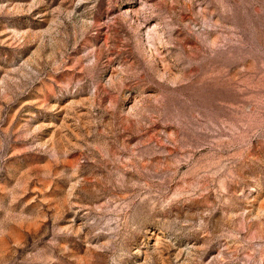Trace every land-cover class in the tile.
<instances>
[{"label": "rangeland", "instance_id": "obj_1", "mask_svg": "<svg viewBox=\"0 0 264 264\" xmlns=\"http://www.w3.org/2000/svg\"><path fill=\"white\" fill-rule=\"evenodd\" d=\"M0 264H264V0H0Z\"/></svg>", "mask_w": 264, "mask_h": 264}]
</instances>
